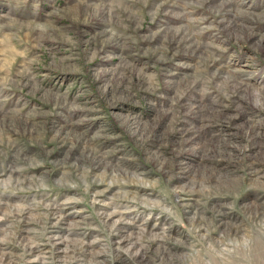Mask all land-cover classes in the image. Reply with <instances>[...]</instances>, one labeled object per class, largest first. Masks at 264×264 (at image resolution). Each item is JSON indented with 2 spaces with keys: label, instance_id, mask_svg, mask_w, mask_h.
<instances>
[{
  "label": "rangeland",
  "instance_id": "1",
  "mask_svg": "<svg viewBox=\"0 0 264 264\" xmlns=\"http://www.w3.org/2000/svg\"><path fill=\"white\" fill-rule=\"evenodd\" d=\"M0 264H264V0H0Z\"/></svg>",
  "mask_w": 264,
  "mask_h": 264
}]
</instances>
